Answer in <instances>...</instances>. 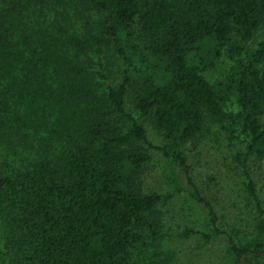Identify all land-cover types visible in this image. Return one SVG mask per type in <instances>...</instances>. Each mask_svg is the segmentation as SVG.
I'll return each instance as SVG.
<instances>
[{
	"label": "trees",
	"instance_id": "trees-1",
	"mask_svg": "<svg viewBox=\"0 0 264 264\" xmlns=\"http://www.w3.org/2000/svg\"><path fill=\"white\" fill-rule=\"evenodd\" d=\"M89 2L105 17L106 43L125 62L123 80L115 86L100 63L99 77L86 75L61 92L82 115L64 138V150L26 170L0 173V221L10 245L27 252L21 264H147L134 258L132 248L149 231L158 233L161 195L144 188L148 134L127 111L129 98L163 133L164 154L185 168L183 147L208 121L231 118L240 126L238 142L245 137L247 151L264 156V43L252 44L264 0H181L176 7L167 0ZM28 21L22 0H0V141L21 120L15 111L26 94L22 75L31 84L52 61L36 44L47 41ZM140 27L149 41L144 47L134 41ZM71 42L87 51L88 40L74 36ZM227 44L234 63L215 85L196 63ZM225 100L236 101L239 111L226 113ZM237 157L246 160L241 152ZM248 191L259 234L244 246L233 241L239 260L264 256L263 201L253 180ZM1 227L0 264H8Z\"/></svg>",
	"mask_w": 264,
	"mask_h": 264
},
{
	"label": "rangeland",
	"instance_id": "rangeland-1",
	"mask_svg": "<svg viewBox=\"0 0 264 264\" xmlns=\"http://www.w3.org/2000/svg\"><path fill=\"white\" fill-rule=\"evenodd\" d=\"M167 1L173 7L181 2ZM22 9L30 16L28 23L35 36L47 41L36 44L41 43L49 51L52 61L42 75L30 79L31 84L22 75L26 94L15 111L21 120L0 141V173L5 174L31 168L64 150V138L77 128L74 123L78 124L82 115L79 107L66 103L61 92L79 86L86 75L99 77L100 63L116 86L123 80L126 67L123 58L106 43L110 41L102 32L105 17L89 0H22ZM74 36L88 40L87 51L80 52L72 45ZM134 41L141 47L149 42L141 27ZM261 43L264 18L252 40L255 46ZM229 48V44L219 46L216 56L196 63L215 85L225 80L234 63ZM223 108L226 113L239 111L236 101L225 100ZM126 109L147 129L144 145L150 158L145 165L144 188L161 195L158 233L149 231L143 243L133 246L134 258L147 264H264V256L253 254L239 260L232 248L233 241L244 246L259 234L258 211L248 191L250 180L256 184L264 207V156L248 152L245 137L238 142L240 126L231 118L220 123L208 121L183 147L187 155L185 168L164 154L160 148L166 144L163 133L135 109L130 98ZM123 124L127 127L130 122L124 120ZM239 152L246 154L245 161L238 159ZM214 215L216 224L212 221ZM0 222L8 264H21L27 252L10 245L4 223Z\"/></svg>",
	"mask_w": 264,
	"mask_h": 264
}]
</instances>
